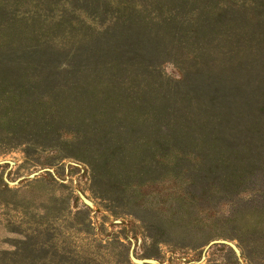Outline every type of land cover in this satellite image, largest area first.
I'll return each mask as SVG.
<instances>
[{"label": "rangeland", "instance_id": "1", "mask_svg": "<svg viewBox=\"0 0 264 264\" xmlns=\"http://www.w3.org/2000/svg\"><path fill=\"white\" fill-rule=\"evenodd\" d=\"M252 5L0 0V264H264L231 128Z\"/></svg>", "mask_w": 264, "mask_h": 264}, {"label": "trees", "instance_id": "2", "mask_svg": "<svg viewBox=\"0 0 264 264\" xmlns=\"http://www.w3.org/2000/svg\"><path fill=\"white\" fill-rule=\"evenodd\" d=\"M252 4L250 7L255 13L258 9V15H264V0H252ZM261 23V29L254 30L250 40L251 53L243 87L244 116H231L235 153L237 155L238 147L242 145L244 158V167L235 160V174L239 176L238 171L243 167L240 180L249 184L251 192L250 205L245 212L251 232H256L264 224V20Z\"/></svg>", "mask_w": 264, "mask_h": 264}]
</instances>
